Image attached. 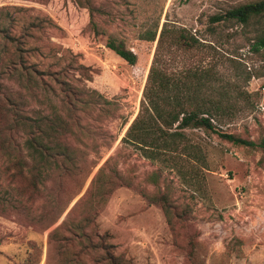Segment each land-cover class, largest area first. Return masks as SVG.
<instances>
[{
    "label": "rangeland",
    "instance_id": "374dc122",
    "mask_svg": "<svg viewBox=\"0 0 264 264\" xmlns=\"http://www.w3.org/2000/svg\"><path fill=\"white\" fill-rule=\"evenodd\" d=\"M248 1L95 0L96 6L103 3L99 7L114 17H100V26L136 55V63L128 65L106 47V35L93 34L88 11L74 0H0V20L11 27L14 37L21 36L29 23L44 21L23 43L29 65H36L40 71H55L74 59L75 64L91 69L88 80L72 71L68 76L84 91L85 104L77 107L72 133L65 139L83 171L77 182L68 180L65 186L71 192L76 186L84 187L59 220L48 227L55 217L53 175L38 186L41 193L32 205L1 181V197L7 201L6 211L0 213V264H23L30 241L42 250L40 264H62L55 244L48 243L50 231L64 219L80 220L95 202L100 204L96 207V231L106 235L105 243L112 247L114 256L132 264H189L173 246L163 211L144 198L156 192L147 180L155 171L160 172L158 185L168 190L170 201L190 209L189 226L195 234L191 264H264V155L260 149L234 146L216 135L186 129L187 139L201 148L199 159L152 162L121 142L138 113L156 46V41H144L140 35L156 22L159 28L164 22L183 27L201 43L198 54L203 66L217 74L214 92L227 94L229 110L220 128L256 144L264 140V51L252 47L264 19L249 25L209 21ZM10 53L11 49L0 43V71ZM6 86L22 94L30 115L63 112L48 78L47 91L39 86L29 92L13 81H6ZM18 141L22 144L24 138ZM27 154L24 151L23 157L33 165ZM113 172L131 186L116 187L104 200L98 195L101 184L96 181L93 197L84 205L77 204L93 180H105ZM44 211L52 212L43 218ZM81 248L76 242L68 254ZM80 256L83 263L91 264L84 253Z\"/></svg>",
    "mask_w": 264,
    "mask_h": 264
},
{
    "label": "trees",
    "instance_id": "16d2710c",
    "mask_svg": "<svg viewBox=\"0 0 264 264\" xmlns=\"http://www.w3.org/2000/svg\"><path fill=\"white\" fill-rule=\"evenodd\" d=\"M74 1L88 11V26L93 34L106 35V47L128 65H134L136 55L126 48L123 41L109 34L98 23L100 17L111 16L105 12V8L99 7L103 3L96 6L95 0ZM2 14L8 15L5 12ZM110 18L114 20L113 15ZM263 19L264 0H251L235 5L223 14L214 15L209 21L210 24L235 22L249 25L252 21L259 22ZM42 22L44 21L29 23L22 28L21 36L14 37L10 33L11 27H5L0 20V43L6 50L11 49L10 58L0 71V213L6 211L7 201L1 197V181L4 180L8 187L11 186L16 196L32 205L41 193L38 186H43L44 181L53 175L56 187L52 208L55 210V217L48 225L51 227L84 187L83 184L76 186V190L71 192L65 186L68 180L77 182V176L83 171L77 163L75 151L66 145L65 139L72 133L71 126L76 119L77 107L85 104L84 91L73 85L68 76L72 71L88 80L91 78V69L75 64L74 59H70L68 66L55 71H40L36 65H29L23 43L32 38V31H39ZM140 37L147 42L156 41V46L138 113L121 138L122 143L132 146L152 162H162L165 159L173 161L183 157L197 160L201 148L192 144L184 132L186 129H197L207 135H216L221 141L234 146L258 148L264 155V140L256 144L220 128L222 118L229 110L227 94L221 90L214 92L217 74L213 68L203 66L198 54L201 43L193 34L169 22H164L159 28L156 22L143 30ZM252 47L256 51H264V26L260 27ZM46 78L53 82L59 95L62 113L53 110L30 115L26 113L22 94L12 92L6 86V81H13L29 92L39 86L47 91ZM107 102L103 100V103ZM19 138L22 141L24 138L22 144L18 141ZM24 151H27L28 159L33 165L27 162V157H23ZM159 178V171L147 176L156 192L153 196L144 198L147 204L155 205L163 211L172 234L173 246L191 264L195 234L189 226L190 209L188 206L179 208L171 202L168 190L159 187ZM96 181L101 184L98 195L104 197V200H107L116 187L131 186L129 183L124 184L116 172L108 175L105 180H98L97 177L77 204L84 205L87 198L93 197V184ZM96 207H100L99 202L90 203L89 211L76 222L64 219L50 231L48 243L55 244L62 264H85L81 253L89 257L91 264H132L124 257L111 254L112 247L105 243L106 235L97 233L94 222ZM52 211H44L42 217L50 215ZM76 242L82 245L81 251L68 254ZM27 248L23 264H40L41 248L32 241Z\"/></svg>",
    "mask_w": 264,
    "mask_h": 264
}]
</instances>
